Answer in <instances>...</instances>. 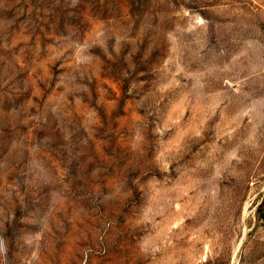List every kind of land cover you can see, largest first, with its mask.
Here are the masks:
<instances>
[{
	"label": "rangeland",
	"instance_id": "obj_1",
	"mask_svg": "<svg viewBox=\"0 0 264 264\" xmlns=\"http://www.w3.org/2000/svg\"><path fill=\"white\" fill-rule=\"evenodd\" d=\"M264 0H0V264H264Z\"/></svg>",
	"mask_w": 264,
	"mask_h": 264
},
{
	"label": "trees",
	"instance_id": "obj_2",
	"mask_svg": "<svg viewBox=\"0 0 264 264\" xmlns=\"http://www.w3.org/2000/svg\"><path fill=\"white\" fill-rule=\"evenodd\" d=\"M259 217H260V215H259ZM262 220H264V215H261V217H260Z\"/></svg>",
	"mask_w": 264,
	"mask_h": 264
}]
</instances>
